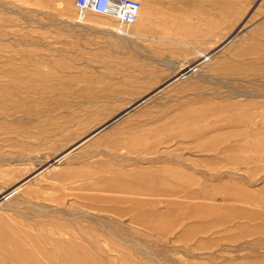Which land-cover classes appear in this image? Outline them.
<instances>
[{"label": "rangeland", "instance_id": "obj_1", "mask_svg": "<svg viewBox=\"0 0 264 264\" xmlns=\"http://www.w3.org/2000/svg\"><path fill=\"white\" fill-rule=\"evenodd\" d=\"M0 0V264H264V0Z\"/></svg>", "mask_w": 264, "mask_h": 264}, {"label": "built area", "instance_id": "obj_2", "mask_svg": "<svg viewBox=\"0 0 264 264\" xmlns=\"http://www.w3.org/2000/svg\"><path fill=\"white\" fill-rule=\"evenodd\" d=\"M76 19L82 21L89 13L116 20L118 32L128 33L140 14L141 4L137 0H75Z\"/></svg>", "mask_w": 264, "mask_h": 264}, {"label": "bare ground", "instance_id": "obj_3", "mask_svg": "<svg viewBox=\"0 0 264 264\" xmlns=\"http://www.w3.org/2000/svg\"><path fill=\"white\" fill-rule=\"evenodd\" d=\"M141 10H142V6H141V9H140V13H141Z\"/></svg>", "mask_w": 264, "mask_h": 264}]
</instances>
